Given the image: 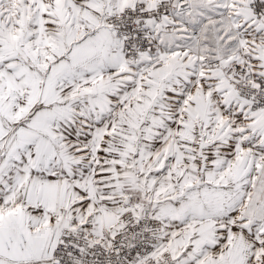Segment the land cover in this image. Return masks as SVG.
<instances>
[{
  "label": "snow or ice",
  "instance_id": "snow-or-ice-1",
  "mask_svg": "<svg viewBox=\"0 0 264 264\" xmlns=\"http://www.w3.org/2000/svg\"><path fill=\"white\" fill-rule=\"evenodd\" d=\"M0 264H264V0H0Z\"/></svg>",
  "mask_w": 264,
  "mask_h": 264
}]
</instances>
